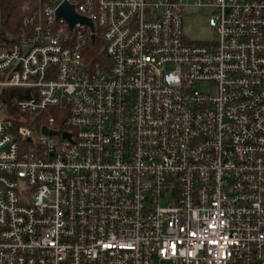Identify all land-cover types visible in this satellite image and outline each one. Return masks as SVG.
Wrapping results in <instances>:
<instances>
[{
	"label": "built area",
	"instance_id": "built-area-1",
	"mask_svg": "<svg viewBox=\"0 0 264 264\" xmlns=\"http://www.w3.org/2000/svg\"><path fill=\"white\" fill-rule=\"evenodd\" d=\"M39 13L0 48V264H264V0Z\"/></svg>",
	"mask_w": 264,
	"mask_h": 264
},
{
	"label": "trees",
	"instance_id": "trees-1",
	"mask_svg": "<svg viewBox=\"0 0 264 264\" xmlns=\"http://www.w3.org/2000/svg\"><path fill=\"white\" fill-rule=\"evenodd\" d=\"M46 0H0V48L7 47L23 31L29 32L30 25L40 19V8ZM90 54L97 56L95 43H90ZM22 88H3L0 102L14 108L13 97L23 95Z\"/></svg>",
	"mask_w": 264,
	"mask_h": 264
},
{
	"label": "rangeland",
	"instance_id": "rangeland-1",
	"mask_svg": "<svg viewBox=\"0 0 264 264\" xmlns=\"http://www.w3.org/2000/svg\"><path fill=\"white\" fill-rule=\"evenodd\" d=\"M211 14V8L206 6L189 3L183 8L181 29L187 41H211L216 38L214 29L207 22Z\"/></svg>",
	"mask_w": 264,
	"mask_h": 264
},
{
	"label": "water",
	"instance_id": "water-1",
	"mask_svg": "<svg viewBox=\"0 0 264 264\" xmlns=\"http://www.w3.org/2000/svg\"><path fill=\"white\" fill-rule=\"evenodd\" d=\"M56 14L58 17L66 18L70 23V25H73L77 22H86L88 24H91V21L89 19L74 13L72 6L68 4L66 1H64L62 4L59 5V7L56 10ZM43 131L45 133H50V134L54 133L53 131L47 130L46 128H43Z\"/></svg>",
	"mask_w": 264,
	"mask_h": 264
}]
</instances>
